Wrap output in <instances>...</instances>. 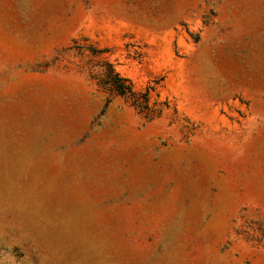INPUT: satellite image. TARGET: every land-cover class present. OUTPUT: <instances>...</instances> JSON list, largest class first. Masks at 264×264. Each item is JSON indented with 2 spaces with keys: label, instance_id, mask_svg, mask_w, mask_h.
Masks as SVG:
<instances>
[{
  "label": "rangeland",
  "instance_id": "obj_1",
  "mask_svg": "<svg viewBox=\"0 0 264 264\" xmlns=\"http://www.w3.org/2000/svg\"><path fill=\"white\" fill-rule=\"evenodd\" d=\"M0 264H264V0H0Z\"/></svg>",
  "mask_w": 264,
  "mask_h": 264
},
{
  "label": "trees",
  "instance_id": "obj_2",
  "mask_svg": "<svg viewBox=\"0 0 264 264\" xmlns=\"http://www.w3.org/2000/svg\"><path fill=\"white\" fill-rule=\"evenodd\" d=\"M106 82L111 86V88L118 94L123 97H132V98H143V102L145 103L144 106L140 107L141 104L138 102H135V105L140 108L141 112H144L146 110L147 115H151L153 113L149 108H148V91L144 93H137L133 91L132 83L127 79L122 76H120L119 73L115 72L114 68L112 67L111 64L106 63Z\"/></svg>",
  "mask_w": 264,
  "mask_h": 264
}]
</instances>
